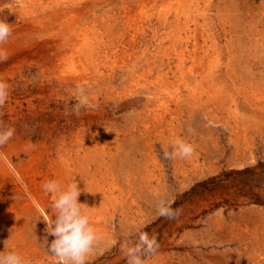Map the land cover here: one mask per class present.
Listing matches in <instances>:
<instances>
[{
	"label": "rangeland",
	"instance_id": "rangeland-1",
	"mask_svg": "<svg viewBox=\"0 0 264 264\" xmlns=\"http://www.w3.org/2000/svg\"><path fill=\"white\" fill-rule=\"evenodd\" d=\"M0 21V128L15 129L0 146V251L53 264L54 179L82 190L100 236L88 264H127L140 232L159 244L146 264H264V206L214 208L246 176L188 194L264 162V0H0ZM176 139L190 158H165ZM161 198L180 214L160 216Z\"/></svg>",
	"mask_w": 264,
	"mask_h": 264
},
{
	"label": "clouds",
	"instance_id": "clouds-1",
	"mask_svg": "<svg viewBox=\"0 0 264 264\" xmlns=\"http://www.w3.org/2000/svg\"><path fill=\"white\" fill-rule=\"evenodd\" d=\"M12 34V27L5 21H0V45L4 44ZM7 53L0 50V62L7 60ZM10 94L9 85L0 80V106L4 105ZM207 119V117H205ZM213 122L209 120V124ZM108 130V129H107ZM15 129L0 128V146L12 139ZM195 151L191 143L176 139L172 143V151L164 150L167 159L190 158ZM44 191L53 197L54 219L45 217L47 236L54 237L51 243L47 237L45 244L55 258L53 264H88L90 255L96 248L100 236L84 203L79 201L82 190L76 182L64 186L58 180H49L43 185ZM88 191V190H87ZM90 192V191H88ZM93 193V192H90ZM172 202L161 198L157 211L160 216L169 219L180 214V210L171 207ZM159 248L155 236L146 232L138 234V241L129 246H123L127 264H146V257ZM0 264H27L22 255L15 250L0 251Z\"/></svg>",
	"mask_w": 264,
	"mask_h": 264
},
{
	"label": "trees",
	"instance_id": "trees-1",
	"mask_svg": "<svg viewBox=\"0 0 264 264\" xmlns=\"http://www.w3.org/2000/svg\"><path fill=\"white\" fill-rule=\"evenodd\" d=\"M234 173L241 177L246 176V181L236 186V191L233 192V198L218 203L214 208L224 205H229L230 207L238 205L241 197L249 198L253 204L264 206V162L262 161L252 168H245L236 172H227L222 176L210 178L194 187L188 194L200 195L207 191L215 192L219 189L226 190L230 185ZM180 203L177 202L175 206H178ZM188 227L193 226L189 225Z\"/></svg>",
	"mask_w": 264,
	"mask_h": 264
},
{
	"label": "bare ground",
	"instance_id": "bare-ground-1",
	"mask_svg": "<svg viewBox=\"0 0 264 264\" xmlns=\"http://www.w3.org/2000/svg\"><path fill=\"white\" fill-rule=\"evenodd\" d=\"M128 10H129V8H128ZM133 41H135V40H133ZM74 45V44H73ZM91 51V50H90ZM94 51V50H93ZM183 62H182V60H181V63L180 64H182ZM169 66V65H168ZM164 79V78H163ZM160 83H162V82H160ZM165 83V82H164ZM164 83H162V84H164ZM166 103V102H165ZM160 106V105H159ZM159 109H161L160 107H159ZM156 110V109H155ZM158 110V109H157ZM194 110V109H193ZM169 111H170V109H169ZM214 112V111H213ZM148 113V112H147ZM216 114V113H215ZM11 171V170H10Z\"/></svg>",
	"mask_w": 264,
	"mask_h": 264
}]
</instances>
